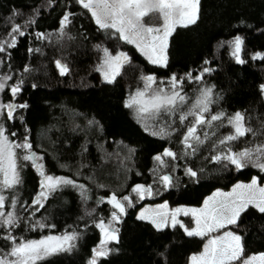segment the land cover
Here are the masks:
<instances>
[{"label": "trees", "instance_id": "1", "mask_svg": "<svg viewBox=\"0 0 264 264\" xmlns=\"http://www.w3.org/2000/svg\"><path fill=\"white\" fill-rule=\"evenodd\" d=\"M66 13L71 14L69 23L61 30ZM17 25L24 35L12 33ZM10 33L16 43L14 47L5 44L6 51L0 52V72L12 79L1 100L27 107L17 108L11 120L3 116L6 134L18 143L27 137L31 150L42 156L43 171L65 174L82 183L89 190L90 201L82 202L73 187L64 186L41 203H34L40 188L39 171L29 162L21 164L22 182L16 186L19 200L14 209L18 222L0 228V254L13 246V241L6 239L8 235L20 243L74 231L79 236L70 251L53 254L37 264H87L100 232L97 219L85 214L84 208L95 207L93 215L106 220L111 208L105 202L96 205V200L114 193L125 210L112 227L118 239L110 243L111 253L100 257L97 264H189L190 254L200 251L208 236H189L179 225L158 230L136 218V209L145 201L162 199L171 205H199L215 188H228L255 174L264 180V172L251 164L237 169L227 160L213 159L227 154L228 147L240 152L264 144V59H253L258 52L264 54V0H200L196 23L178 26L170 36L166 66L150 64L133 52L111 83L99 70L105 53L96 43L104 31L77 0H0V43H10ZM237 36L243 40L239 55L244 63H238L232 54L231 44ZM57 61L67 65L66 74H60ZM205 68L211 71L204 72ZM148 73L156 77L157 84L173 75L177 80L183 77L177 87L186 94H194L199 87L211 88V114L241 112L245 126L253 131L228 145H219V140L234 129L226 119L213 122L212 128L204 126L198 131L201 139L204 132L210 139L199 145L195 154L182 155L181 139L190 119L181 125L176 114L165 116L163 124H171L176 131L160 137L145 131L125 106L128 93L139 88ZM189 73L192 79L187 78ZM201 75L202 79H195ZM21 81L20 92L13 96L10 86ZM221 123L222 127H216ZM165 149L177 158L164 157V164H159L154 157ZM121 161L123 167L118 165ZM188 168L197 176L187 175ZM164 175L172 177L171 185L162 183ZM138 184L150 185L153 198L147 199L145 193L141 199L133 192ZM125 196L130 201H124ZM183 219L192 224L189 216ZM229 229L242 237L244 252L236 262L249 253L264 251V213L249 206L237 224L210 235Z\"/></svg>", "mask_w": 264, "mask_h": 264}, {"label": "snow or ice", "instance_id": "2", "mask_svg": "<svg viewBox=\"0 0 264 264\" xmlns=\"http://www.w3.org/2000/svg\"><path fill=\"white\" fill-rule=\"evenodd\" d=\"M77 3L91 13L99 28L115 29L121 39L134 44L150 63L160 66L167 65L166 50L169 37L178 26L187 27L190 24L196 23L200 7V0H77ZM154 12L159 13L162 24L159 26L145 25L143 23L144 17ZM70 15V13H66L63 16L61 30L69 23ZM19 29L20 26L17 25L12 29V33L24 35ZM12 33L9 34L12 36L10 43H0V52L6 51L5 44H7V47L15 46L16 37ZM38 35L42 36L43 34ZM232 43L234 44L232 54L236 57L238 63H244L239 55L243 43L242 38L237 36ZM103 51L105 58L99 70L102 71L105 81L111 83L119 75L121 67L129 62L130 58L124 52L112 55L106 48ZM258 58L264 59V54L258 52L253 56V59ZM0 63H3V61H0ZM56 63L61 75L69 71L67 65L61 64L60 61ZM208 71H211V69H204V72ZM187 78L192 79L191 73L187 75ZM11 79L12 77L8 75L0 76V92L9 87L7 81ZM142 79L145 81L144 89L137 90L136 94L128 99L125 106L134 108L138 118L141 120L150 119L155 121L159 120L163 115L172 116L180 113L179 121L181 125H184V122L190 116L193 117L191 122L186 125L187 130L181 139V144H183L185 149L182 155L195 154L199 145L210 139L208 132H204L203 139H201L198 131L204 126L212 128L214 126L213 122L226 119L228 125L234 129L233 133L219 140V145H228L231 141H235L253 131L251 128L245 126V116L241 112H236L231 116L224 112L206 116V114L210 113V105L214 102L212 100L211 88L202 90L188 111L182 112L181 108L188 103V98L182 95L180 90H177V85L183 82V77L180 80H177L175 75L170 78V92H166L164 88H159L153 90L151 95H148V90L156 83V77L154 75H147L143 76ZM195 79H202V75L195 77ZM21 84L22 81L10 86L13 96H16L20 92ZM26 107V104L0 102V116L6 112L7 118L11 120L17 108ZM222 126L223 123L216 125V127ZM145 131H150L152 135L166 137L171 136L176 129L168 123L162 124L159 127L146 124ZM12 135L14 136L15 133H12ZM212 135H215V132ZM16 149L28 150V154L20 157L23 160L35 161L42 159L31 151L32 144L27 137H25L23 143H15L10 140L3 123L0 122V226L12 227L18 222V217L14 211L17 201L15 199L11 201L13 211H5L8 198L3 194L4 190L12 189L22 182L17 165L18 156ZM188 150H191V153ZM164 157H171L175 160L177 154L170 149H165L162 154L155 156L154 159L159 164H164ZM213 159L216 161L227 160L237 169L245 168L251 164V166L264 171V144L253 148H245L240 152H232L231 147H228L227 154L216 155ZM35 166L43 176L40 197L46 198L48 191H54L61 185H74V181L71 179L44 175L43 164H36ZM186 174L193 178L197 176V172L191 168L186 169ZM160 179L165 186H169L172 183V177L169 175H164ZM80 187L83 188L82 185ZM132 191L139 194L141 199H143L145 193L148 195L153 194L150 185L145 187L138 184ZM123 200L130 201V198L125 196ZM108 202L113 204L114 208L118 209L120 213L124 212V203L117 199L115 194L109 198ZM34 203H40L39 198ZM249 206H253L261 213H264V187L259 186L256 177H253L248 184H237L230 193H214L212 197H209L205 201L204 207L201 209L177 208L173 210L171 216L172 226L174 227L179 223L176 219L177 214L183 212L184 215H188L191 213L196 217V228L191 230L185 228V232L189 236H204L216 229L237 224L241 213L246 211ZM159 207L166 208L167 205ZM156 215L166 216V214L161 213H156ZM147 218L142 212L140 219ZM119 219L120 217L117 213L113 212L112 220L118 221ZM152 223L159 230L166 226L167 220L158 222L156 219H153ZM97 226L103 232L104 238L100 241V245L96 249H93V257L89 261V264H97V258L107 256L110 251L107 248L108 242L118 239L117 230L109 229L103 221ZM6 239L13 241V246L9 252L0 254V264H37V261L56 252L70 251L74 247L72 242L77 239V234L66 233L61 237L48 236L40 240H30L21 243H16L15 237L11 235H8ZM243 252L242 237L231 231H227L222 236L210 239L204 246L202 253L191 257V264H232V262L238 261L241 258ZM243 264H264V253L248 257L243 261Z\"/></svg>", "mask_w": 264, "mask_h": 264}, {"label": "rangeland", "instance_id": "3", "mask_svg": "<svg viewBox=\"0 0 264 264\" xmlns=\"http://www.w3.org/2000/svg\"><path fill=\"white\" fill-rule=\"evenodd\" d=\"M89 12V11H88ZM90 13V12H89ZM91 15V13H90ZM92 17V16H91ZM94 23H95V20L94 18L92 17ZM143 23L147 26H159L160 24H162V19L160 18L159 16V13H152L150 14L149 16H146L144 17V20H143ZM96 24V23H95ZM97 25V24H96ZM98 26V25H97ZM99 27V26H98ZM104 31V37L100 38L98 41H97V47L99 49H108L109 53H111L112 55H116L118 52H124L128 55L129 58L132 57L133 54L131 53H136V54H139L140 56H142L148 63H150L148 61V59L136 48V46L134 44H131V43H128L126 41H124L123 39L120 38L119 36V33H117L115 31V29H102ZM170 38V37H169ZM168 43H169V39H168ZM124 44H127V45H130L132 46V48L134 49L132 52H130L129 50H127L123 45ZM231 47L234 49V44L232 43L231 44ZM168 49V47H167ZM166 54H167V50H166ZM152 64V63H150ZM153 65H156V64H153ZM160 66V65H159ZM103 74V73H102ZM147 75H153L152 73H148ZM147 75H144V76H147ZM0 76H5L3 73L0 72ZM96 78L100 81V77L99 75L97 74L96 75ZM170 79L167 81V82H163L161 81L162 83L160 84H153L152 85V88L148 90V95H151L153 90H156V89H159V88H164L166 92H170L171 91V84H170ZM7 85L9 86V81H7ZM145 87V81L142 79V82H141V85L139 88L137 89H134L132 92H129L127 97H126V100H125V105H126V102L128 101V99L135 95L137 90H143ZM8 88V87H6ZM206 89L205 87H199L198 90H196L194 92V94H186L183 90H180V88L177 87V90H180L181 91V94L182 95H185L187 98H188V103H186L185 105L182 106L181 108V111L182 112H186L188 111V109L191 107V105L195 102V99L200 95L201 91ZM1 93L0 92V102H2L1 100ZM3 103V102H2ZM129 108V107H128ZM132 116L140 123L142 124L143 128H145V125H149V126H152V125H155L156 127H159L161 126V124H163V119L165 116H168V115H163L159 120H150V119H146V120H141L138 118V115H137V112L134 108H129ZM176 115L179 117L180 113H176ZM208 115H212L211 112L206 114V116ZM215 115V114H213ZM234 115V114H233ZM3 116H6L7 117V114L6 112H4V114L2 116H0V122H2V118ZM173 116V115H172ZM169 117V116H168ZM188 119L192 120L193 117H189ZM191 122V121H190ZM3 123V122H2ZM159 125H158V124ZM186 132V131H185ZM10 140L14 141L12 138H9ZM15 143H18V142H15ZM257 146V145H256ZM254 146V147H256ZM253 148V147H252ZM33 153H35V155L37 157H41V154L39 153L38 150H31ZM16 152H17V156H18V160H17V165H18V170H19V173H20V176H21V170L22 168L21 167V164H26V163H30V165L35 168L36 170L39 171V175H40V188H39V192L36 193V197L37 199L39 198L40 200V203L42 202V200L44 199V197H40V193L42 191V188H41V181L43 180V176L41 175L40 173V170L35 166L36 164H43V167H44V162L42 161L43 159H39V160H35V161H29V160H23L21 159L20 157H23L24 155L28 154V150H25V149H16ZM22 162V163H21ZM121 165L123 167V162L121 161L120 163H118V165ZM261 171V170H260ZM261 172H264V171H261ZM44 175H50V176H53V177H64V178H67V179H71L69 178L67 175L65 174H55V173H45L43 171ZM253 177H256L258 179V183H259V186L260 187H264V180L263 181H260L258 175H253L250 179L248 180H237L235 181L233 184H231L228 188H215L213 191H211L208 195H206L204 197V199L202 200L201 204L199 205H189V204H184V203H178V204H170L168 202L167 199H162V200H155V201H145L143 204H141L135 211V217L140 219V215L141 213L143 212L145 214V216H147L148 218L147 219H141V220H145V221H148L150 222L154 227L155 225L152 223V220L153 219H156L158 222L159 221H162V220H167V224L166 226L164 227H171L172 226V220H171V216H172V212L173 210L177 209V208H183V209H201L204 207V204H205V201L209 198V197H212L214 193H217V192H221V193H230L232 192L233 188L237 185V184H248L251 182L252 178ZM72 180V179H71ZM73 181V180H72ZM83 186V188H81L80 186ZM17 186V185H16ZM16 186L12 189H6L4 190L3 194L8 198V202L6 204V208H5V211H13V209L11 208V201L13 199H15L17 202L19 200V195H18V191L16 190ZM64 186H71L73 187L77 193L79 194L80 196V199L82 202H89L90 201V195H89V190L87 187H85L82 183L80 182H76L74 181V185H61L60 187H58L57 189H60ZM56 189V190H57ZM55 191V190H54ZM54 191H48L47 193V196L48 197L49 195H51ZM114 193H109L106 197H99L98 200H96V205H99V203H107L109 205V207L111 208L110 210V213L109 215L107 216L108 218L106 220H104L100 215H97V216H94L95 215V207H85L84 208V213L86 214H89L93 217V219H97L96 222V225H99L101 221H103V223L105 224V226L109 227V229H113V225L116 221H113L112 220V214L113 212H116L117 215L120 217V215H122V213L119 212L118 209L114 208L113 204L109 203V198L113 195ZM153 198L152 195H147V199H151ZM34 201V200H33ZM39 204V203H37ZM167 205L166 208H161L159 206L161 205ZM253 207V206H251ZM255 208V207H254ZM257 209V208H255ZM147 210V211H145ZM258 210V209H257ZM156 213H161V214H166V216L164 215H156ZM94 214V215H93ZM185 216H189L191 219H192V224L189 225L187 224L183 217ZM92 219V218H91ZM176 219L179 221V223H177L176 225H179L181 227V229L185 232V228L191 230V229H194L196 228V217L193 216L191 213L188 214V215H184L183 212L177 214L176 216ZM182 225V226H181ZM3 226H0V228H2ZM6 227V226H5ZM162 227V228H164ZM156 228V227H155ZM161 228V229H162ZM99 229V232H100V241L104 238V234L103 232L101 231V229L98 227ZM217 230V229H216ZM227 231H231L235 234L238 235L237 232L233 231V230H225L217 235H210V232L207 233L206 235L204 236H208L205 241L203 242V245L201 247V250L198 251V252H195V253H192L190 254L189 256V264H191V257L193 255H199L200 253H202L204 251V246L208 243V241L210 239H213L215 237H219V236H222L225 232ZM67 234H72V233H75L77 234V239H78V233L77 232H74V231H69V232H66ZM66 233H62V234H56V233H51V234H48V235H45V236H41V237H38V238H33V239H29V240H26V241H30V240H40V239H43L45 237H48V236H54V237H61L63 235H65ZM186 233V232H185ZM187 234V233H186ZM196 236V235H195ZM198 237H203V236H198ZM76 239V240H77ZM75 241H73L72 243L75 244ZM26 241H23V242H26ZM100 241L98 243V245L95 247V249L100 245ZM115 241V240H114ZM114 241H109L108 244H107V248L111 251V248H110V243L111 242H114ZM21 243V242H20ZM65 251H68V250H65ZM109 251L108 254H110L111 252ZM59 252H64V251H59ZM59 252H56V253H59ZM54 253V254H56ZM261 253H264V251H258V252H254V253H249L248 255L242 257V260L240 262H232V264H243V261L245 259H247L248 257H251V256H256V255H259ZM53 255V254H52ZM51 256V255H50ZM49 257V256H47ZM45 257V258H47ZM93 257V256H92ZM92 257L89 259V261L92 259ZM44 258V259H45ZM99 258H97L98 260ZM89 261L87 264H89Z\"/></svg>", "mask_w": 264, "mask_h": 264}, {"label": "bare ground", "instance_id": "4", "mask_svg": "<svg viewBox=\"0 0 264 264\" xmlns=\"http://www.w3.org/2000/svg\"><path fill=\"white\" fill-rule=\"evenodd\" d=\"M142 82V81H141Z\"/></svg>", "mask_w": 264, "mask_h": 264}]
</instances>
